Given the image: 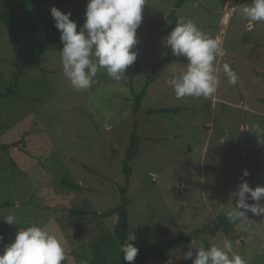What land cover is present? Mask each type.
<instances>
[{
	"label": "rangeland",
	"instance_id": "1",
	"mask_svg": "<svg viewBox=\"0 0 264 264\" xmlns=\"http://www.w3.org/2000/svg\"><path fill=\"white\" fill-rule=\"evenodd\" d=\"M11 1L20 8L23 0ZM176 2L146 0L137 30L139 55L126 76L116 81L100 70L92 86L81 91L63 74L62 46L29 63L16 93L9 94L17 44L0 20V147L22 140L18 146L0 149V205L9 203L0 207V225L10 243L18 231H8L3 221L11 213L16 224L35 223L63 239L67 253L61 264H86L71 252L88 243V227L80 230L69 222L68 211L88 203L103 213L119 204V188L125 184L122 160L136 119L142 141L132 162L128 213L138 248L162 238L187 237L203 223L214 226L245 169L250 175L244 179L250 186L256 182L264 166V145L252 131L255 125L264 128V22L249 23L238 12L251 0H186L177 9L178 18L192 19L225 50L215 62L221 67L220 86L209 97L177 99L167 81L186 70L187 60L180 56L157 69V78L134 115L131 88L140 92L166 56L163 30ZM224 63L237 73L236 85L228 83ZM164 106L184 108L178 113L148 112ZM56 155L83 185L81 192L67 194L54 187L51 163ZM247 216L248 221L230 235H212L209 245L195 241L206 248L230 240L232 251L246 264H264V215ZM115 220L106 221L111 229ZM152 232L161 235L152 239ZM189 250L195 253L191 241H181L168 260L158 257L148 264H192L183 259Z\"/></svg>",
	"mask_w": 264,
	"mask_h": 264
},
{
	"label": "clouds",
	"instance_id": "2",
	"mask_svg": "<svg viewBox=\"0 0 264 264\" xmlns=\"http://www.w3.org/2000/svg\"><path fill=\"white\" fill-rule=\"evenodd\" d=\"M145 4L146 0H88L85 21L79 30L78 22L71 19L70 12L51 7L55 27L61 32L63 47L59 54L63 74L75 90L90 88L100 70H105L116 81L126 76V70L139 55L137 30L143 22ZM238 12L249 23L264 22V0H251V3L239 6ZM163 43L165 48L171 49L173 56H183L187 60L186 70L174 74L167 81L177 99L209 97L217 92L220 86L217 73L221 67L215 62L225 55L217 39L192 19L180 18ZM222 71L229 84L238 83V75L228 63L222 65ZM252 131L257 135V142L264 145V128L255 125ZM249 175L245 169L238 190L233 193L225 211L228 221L233 224L239 222L240 226L248 221V212L264 215V203H261L264 186H250L244 179ZM249 200L254 203H249ZM3 222L14 226L17 218L10 213L4 215ZM136 239L132 233L120 246L123 259L128 264H134L139 252ZM0 241H3L2 235ZM191 248L195 253L189 250L183 259L191 260L192 264H246L241 255L232 251L230 240L223 241L222 245L213 243L207 249L192 240ZM66 253L67 245L61 237L33 223L19 229L14 240L5 245L0 253V264H61L66 260Z\"/></svg>",
	"mask_w": 264,
	"mask_h": 264
},
{
	"label": "trees",
	"instance_id": "3",
	"mask_svg": "<svg viewBox=\"0 0 264 264\" xmlns=\"http://www.w3.org/2000/svg\"><path fill=\"white\" fill-rule=\"evenodd\" d=\"M186 0H177L172 13L169 15L170 23L163 30L165 41L167 35L176 26L179 18L177 9L183 6ZM0 20L8 30L9 36L17 44V55L14 58L13 66L16 71L13 76L12 86L9 88V94L16 93V89L20 85V80L26 74L29 63L35 62L39 57L50 50L61 49V32L55 27L50 9L55 6L64 13H71V19L78 22L79 26L85 21V11L88 0H23L20 8L15 7L11 0H0ZM166 56L148 75L144 87L140 92L132 87L134 93L133 112L136 116L142 108L143 99L148 94V89L157 78V69L165 63L179 61L180 57H175L171 53L170 48H165ZM112 79V78H111ZM184 106H164L156 109H150L149 113H178ZM138 120H135L130 144L126 150L125 158L122 160V169L125 175V184L121 185L120 202L117 206L100 213L93 209L88 203L79 204L71 207L68 211L67 219L75 224L78 229L84 230L88 227L89 241L83 247L74 249L71 254L77 261L86 260V264H128L124 261V253L120 251L121 244L126 237L130 235V220L128 208L132 203L128 196V189L131 184L133 174L132 162L140 153V145L142 137L139 135ZM22 140L12 143H4L0 149L7 150L10 147L18 146ZM53 163H51V171L54 174L52 184L62 193L81 192L83 185L80 184L72 171L63 163L61 158L56 155ZM264 165V164H263ZM264 186V166L261 167L258 179L251 186ZM249 203L254 201L249 200ZM9 205L8 202L2 203L0 207ZM250 212L247 213V215ZM115 217V223L111 229L106 221ZM239 222L233 224L228 221L225 211L217 214L214 226L211 223H203L196 227L187 237H177L175 239L162 238L154 244H146L139 247L138 255L134 264H148L154 258H162L164 261L169 259L175 245L179 242L188 240H203L210 244L211 240L207 235H215L224 232L230 235L232 229L237 227ZM30 225L15 224L7 226L10 232H17L19 229L26 228ZM0 235L3 241H0V253L4 251L5 245L10 242L4 234V228L0 225ZM161 234L152 232L150 238L156 239ZM209 247H206V249Z\"/></svg>",
	"mask_w": 264,
	"mask_h": 264
},
{
	"label": "water",
	"instance_id": "4",
	"mask_svg": "<svg viewBox=\"0 0 264 264\" xmlns=\"http://www.w3.org/2000/svg\"><path fill=\"white\" fill-rule=\"evenodd\" d=\"M208 237H210L211 235H207Z\"/></svg>",
	"mask_w": 264,
	"mask_h": 264
},
{
	"label": "crops",
	"instance_id": "5",
	"mask_svg": "<svg viewBox=\"0 0 264 264\" xmlns=\"http://www.w3.org/2000/svg\"><path fill=\"white\" fill-rule=\"evenodd\" d=\"M230 7V5H228V8Z\"/></svg>",
	"mask_w": 264,
	"mask_h": 264
}]
</instances>
